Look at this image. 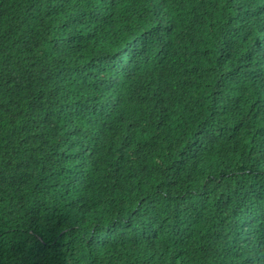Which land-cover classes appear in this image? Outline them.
<instances>
[{
	"label": "trees",
	"instance_id": "trees-1",
	"mask_svg": "<svg viewBox=\"0 0 264 264\" xmlns=\"http://www.w3.org/2000/svg\"><path fill=\"white\" fill-rule=\"evenodd\" d=\"M0 264H264V0H0Z\"/></svg>",
	"mask_w": 264,
	"mask_h": 264
}]
</instances>
